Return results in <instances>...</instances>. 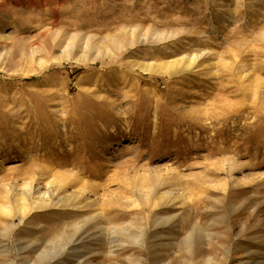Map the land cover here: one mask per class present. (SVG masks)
I'll use <instances>...</instances> for the list:
<instances>
[{
  "label": "rangeland",
  "instance_id": "rangeland-1",
  "mask_svg": "<svg viewBox=\"0 0 264 264\" xmlns=\"http://www.w3.org/2000/svg\"><path fill=\"white\" fill-rule=\"evenodd\" d=\"M0 37V205L53 176L102 199L98 247L80 223L51 264H264V0H0ZM1 221L0 264H24L82 219Z\"/></svg>",
  "mask_w": 264,
  "mask_h": 264
},
{
  "label": "bare ground",
  "instance_id": "bare-ground-1",
  "mask_svg": "<svg viewBox=\"0 0 264 264\" xmlns=\"http://www.w3.org/2000/svg\"><path fill=\"white\" fill-rule=\"evenodd\" d=\"M1 40H6V37H0ZM201 58V56H183L177 59L168 60L165 62H151V63H141L138 61H131L134 67H137L141 69L143 72L147 74H157V75H166V76H173L178 75L186 70L191 69L194 65L197 64L198 60ZM53 176V175H52ZM57 176V175H56ZM50 180L49 182H45L46 185L43 182V186L37 185L33 186L31 182H28L24 184V192H23V198L17 199L15 204L10 207L7 205H0V224L3 220H7V224L5 226L6 229L13 230L15 226V218H18L20 220L21 224H25L27 218L31 215H36L40 212L45 211H61L64 212L65 215H73L77 217H81L82 221H73L70 224V230L73 232L72 235L69 234L71 232H66V229L62 225V233L58 234L56 236V239L60 237V240L63 244H58L56 247L53 246V249H47L44 248L43 250H36V252H45L42 253L35 261H25L24 264H51L50 261L55 262L56 258L52 257V253L56 251H66L67 247H65V244L71 240L75 239L76 237H79L88 232V229L86 226L80 225V223H88L91 225L93 229H97V232H94L93 234H90L88 236L90 240L93 236H95L99 232V221L102 219V209L100 208L101 200L100 198H97L95 195H91V192L89 191L90 195H86V189L82 186L80 190L77 189V191H72L69 194H66L67 191H69L66 187L68 186V179L62 178L60 180L57 176V178H54ZM65 177V176H64ZM67 179V180H66ZM33 181V180H32ZM34 182V181H33ZM39 184V183H38ZM23 190V189H22ZM44 190V191H43ZM65 193V194H63ZM63 194V195H62ZM94 194V193H93ZM170 194L165 193L162 196V199H166L167 196ZM20 196V194H19ZM144 196V195H143ZM17 197V196H16ZM7 198V197H4ZM15 199V198H14ZM4 200V199H3ZM148 200V199H147ZM167 200V199H166ZM87 213V214H86ZM158 219V218H157ZM161 220V218H160ZM160 220H156L155 222V228L160 226ZM20 225V224H19ZM40 224L38 223V226ZM85 225V224H83ZM35 226V225H34ZM2 227V226H1ZM60 227V228H62ZM3 229V228H2ZM42 231H46L47 229L45 227L40 228ZM69 229V227L67 228ZM58 231V230H57ZM103 231V229L101 230ZM142 231V230H141ZM144 231V230H143ZM5 232V231H4ZM107 235L110 236V245L118 244L121 246V249H125L123 241L119 238L122 237L125 239H133L131 234L132 231L129 233L127 228L125 227H111L106 231ZM89 234V233H88ZM86 234V235H88ZM5 235V234H4ZM1 235V236H4ZM104 235V234H103ZM7 236V234H6ZM101 236V234L99 235ZM98 236V237H99ZM145 236V234L142 233V238ZM7 238V237H6ZM12 238V237H11ZM96 238V237H95ZM55 239V238H54ZM100 239V238H99ZM91 241L92 247H98L97 244H95V240ZM134 240V239H133ZM122 241V242H121ZM126 242V240H124ZM98 241H96L97 243ZM136 242H139V244H142L141 240H138ZM94 243V244H93ZM84 244V243H83ZM87 244V246H88ZM124 244V245H123ZM118 246V247H119ZM33 246L27 245L24 247L23 250H30ZM81 247V246H80ZM86 247V246H85ZM83 248L81 252H98V250H89V248ZM115 249V245L111 247V251L109 255H106V258H114L113 253ZM173 250V249H172ZM251 254V252L246 251V256ZM251 256V255H249ZM50 257H52L50 259ZM50 259V260H49ZM211 261V260H210ZM13 262V261H12ZM14 263V262H13ZM139 263V262H138ZM15 264V263H14ZM140 264V263H139ZM204 264V263H203ZM210 264V262L208 263ZM239 264H246L244 261H241Z\"/></svg>",
  "mask_w": 264,
  "mask_h": 264
}]
</instances>
